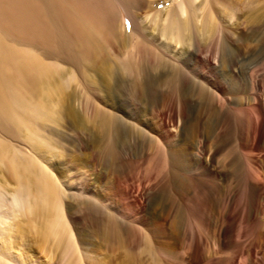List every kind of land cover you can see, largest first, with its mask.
I'll use <instances>...</instances> for the list:
<instances>
[{"label":"bare ground","instance_id":"obj_1","mask_svg":"<svg viewBox=\"0 0 264 264\" xmlns=\"http://www.w3.org/2000/svg\"><path fill=\"white\" fill-rule=\"evenodd\" d=\"M2 169L0 264H264V0H0Z\"/></svg>","mask_w":264,"mask_h":264},{"label":"rangeland","instance_id":"obj_2","mask_svg":"<svg viewBox=\"0 0 264 264\" xmlns=\"http://www.w3.org/2000/svg\"><path fill=\"white\" fill-rule=\"evenodd\" d=\"M234 19H235V17L232 19L233 21L231 22V24H234L236 22V21H234ZM3 171H4V173H3ZM0 177H1L0 178V184L6 183V188L8 187L7 191H5L6 189L5 190L1 189V191H3L2 194L4 195V197L6 199L8 198L7 201L10 202L11 201V195H12L11 193H13V190H15L16 185H15V183H13L14 181H13L12 177L10 176L9 173L6 172V170H3V169L0 170ZM4 191H5V193H4ZM9 221L10 220H8L7 222L10 223L11 221L10 222ZM21 239L22 238L19 239V242L17 243L15 250H12V253L16 257L19 258L18 261H19V263L21 262L20 264H38L43 260L45 262H48V258L42 259L45 255L43 253L41 254V248L39 246L38 237L36 236V234L34 232L32 234H30L27 238H24L22 240ZM99 252H101L107 258L108 264L113 262L111 260L113 257H112V254L110 251H107V250L105 251V249H102ZM38 257L41 259L40 262L38 261V259H39ZM49 264H59V263L57 261H54V262H50Z\"/></svg>","mask_w":264,"mask_h":264}]
</instances>
